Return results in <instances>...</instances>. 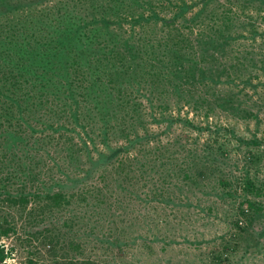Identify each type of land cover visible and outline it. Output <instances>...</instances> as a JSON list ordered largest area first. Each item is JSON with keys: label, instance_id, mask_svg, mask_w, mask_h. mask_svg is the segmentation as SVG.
Wrapping results in <instances>:
<instances>
[{"label": "trees", "instance_id": "obj_1", "mask_svg": "<svg viewBox=\"0 0 264 264\" xmlns=\"http://www.w3.org/2000/svg\"><path fill=\"white\" fill-rule=\"evenodd\" d=\"M262 14L264 0H0V240L16 235L27 264H133L196 245L192 214L237 196V215H264L263 139L223 122H264ZM230 241L209 242L213 264Z\"/></svg>", "mask_w": 264, "mask_h": 264}, {"label": "rangeland", "instance_id": "obj_2", "mask_svg": "<svg viewBox=\"0 0 264 264\" xmlns=\"http://www.w3.org/2000/svg\"><path fill=\"white\" fill-rule=\"evenodd\" d=\"M258 22L262 28H264V15L258 17ZM260 43L261 40L258 39ZM258 83L257 79L253 80V83ZM259 89L261 87H258ZM263 116V114H261ZM225 117V116H224ZM223 120L225 124L230 125L235 130V133L239 136L246 138L252 137L254 134L263 139L264 142V122H262L257 130L256 125L253 121L236 119L231 116H227ZM264 119V117H263ZM180 130H176L179 132ZM232 148H235L233 143ZM234 157V154L231 155ZM233 165L235 170V159H231L228 163ZM255 172H258V177L262 183H264V158L258 163L255 168ZM264 188V186H263ZM201 199L202 204H206L210 197L205 193H197ZM252 196V195H250ZM214 202L216 201L214 195L211 197ZM236 199L232 202V199L225 203L222 209H218L217 214L207 215L206 212L193 213L194 225L190 229L184 227L181 233L188 232L190 238H198L196 245L184 242L181 239L178 243L165 246L163 248L162 242L153 244L152 253H148L147 249H140L139 254L131 255L127 258L133 264H213V260L206 256L205 252L208 251V247L211 243L222 244L229 242L233 238V234H237L235 242L230 241V244H235L234 249L229 253V264H264V215L254 216L251 220L241 215H237L238 202L241 200V196L235 197ZM264 205V191L255 198ZM220 207V206H219ZM264 207V206H263ZM236 209V210H235ZM264 213V210H262ZM206 214V215H205ZM238 220V224L245 227L246 230L239 231L234 224ZM206 224V225H203ZM179 233V231H177ZM238 235H240L238 237ZM222 238H224L222 240ZM8 249L10 253L9 257L6 258L10 264H27L28 255L26 250L20 248L18 245V239L16 235L0 240ZM208 261L205 263L206 259Z\"/></svg>", "mask_w": 264, "mask_h": 264}]
</instances>
